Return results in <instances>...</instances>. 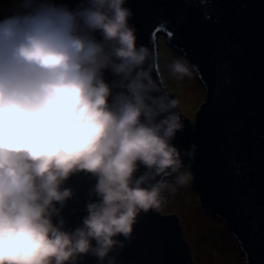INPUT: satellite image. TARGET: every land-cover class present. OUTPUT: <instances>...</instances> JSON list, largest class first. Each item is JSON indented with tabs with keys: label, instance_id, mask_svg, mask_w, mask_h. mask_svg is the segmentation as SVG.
I'll list each match as a JSON object with an SVG mask.
<instances>
[{
	"label": "clouds",
	"instance_id": "1",
	"mask_svg": "<svg viewBox=\"0 0 264 264\" xmlns=\"http://www.w3.org/2000/svg\"><path fill=\"white\" fill-rule=\"evenodd\" d=\"M126 4L12 0L0 16V264H116L139 216L193 179L183 158L196 146L173 143L184 130L178 100ZM166 67L193 75L182 57ZM81 173L96 183L70 229L65 185Z\"/></svg>",
	"mask_w": 264,
	"mask_h": 264
},
{
	"label": "water",
	"instance_id": "2",
	"mask_svg": "<svg viewBox=\"0 0 264 264\" xmlns=\"http://www.w3.org/2000/svg\"><path fill=\"white\" fill-rule=\"evenodd\" d=\"M55 2L75 7L80 0ZM126 6L137 44L157 49L165 34L203 84L194 120L177 107L184 130L173 143L181 151L196 146L183 160L203 214L223 221L245 264H264V0H127ZM95 183L83 173L66 182L74 194L61 213L67 228L87 215ZM112 255L116 264H195L178 216L160 210L142 213ZM81 264L99 262L88 255Z\"/></svg>",
	"mask_w": 264,
	"mask_h": 264
},
{
	"label": "rangeland",
	"instance_id": "3",
	"mask_svg": "<svg viewBox=\"0 0 264 264\" xmlns=\"http://www.w3.org/2000/svg\"><path fill=\"white\" fill-rule=\"evenodd\" d=\"M11 6L12 0H1L0 16L7 14ZM157 50L161 58L160 74L178 100V109L187 118L194 120L205 100L203 84L191 67L193 75L190 79L177 80L170 76L166 65L181 55L168 44L163 33L158 35ZM160 211L163 215L178 216L195 264H245V255L223 221L203 214L199 195L192 189L191 182L168 195Z\"/></svg>",
	"mask_w": 264,
	"mask_h": 264
}]
</instances>
